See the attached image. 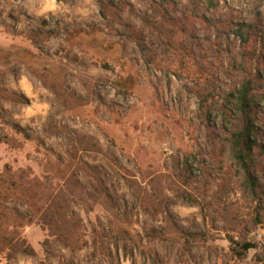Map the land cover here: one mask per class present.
Wrapping results in <instances>:
<instances>
[{
	"label": "rangeland",
	"instance_id": "rangeland-1",
	"mask_svg": "<svg viewBox=\"0 0 264 264\" xmlns=\"http://www.w3.org/2000/svg\"><path fill=\"white\" fill-rule=\"evenodd\" d=\"M259 12L0 0L2 229L33 252L0 264H264V40L243 29ZM242 92L246 166L230 150Z\"/></svg>",
	"mask_w": 264,
	"mask_h": 264
},
{
	"label": "trees",
	"instance_id": "trees-1",
	"mask_svg": "<svg viewBox=\"0 0 264 264\" xmlns=\"http://www.w3.org/2000/svg\"><path fill=\"white\" fill-rule=\"evenodd\" d=\"M253 1L258 2L262 9H264V0ZM103 6L104 5L100 4V13L105 16L102 12ZM262 14L263 12L257 13L254 18H251L244 24L243 29L246 35H248L246 43H248L251 38L264 40V23ZM15 101L20 100L16 98ZM246 107V94L242 92L237 104L236 114L233 116L230 126V150L233 157L240 163H243V166H246L248 163L254 145V142L252 141V137L254 136V128L252 127L250 121L251 114L246 110ZM5 219L6 215L2 209L0 210V255H3L6 261L14 259L17 253L32 255L33 252L28 246L25 238L21 237L20 234H16V232L10 231L8 227L2 229ZM45 220H47V226L49 227L48 230L50 232L54 231L53 233H55V230H52L51 227L56 229L58 228L57 225L63 222V218L60 217L57 212L52 216H45L44 221ZM240 248L243 252H247L248 250L253 249L254 245L251 243H243Z\"/></svg>",
	"mask_w": 264,
	"mask_h": 264
}]
</instances>
